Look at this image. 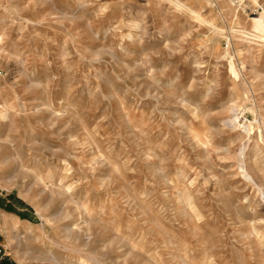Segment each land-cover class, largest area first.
Segmentation results:
<instances>
[{"label": "rangeland", "instance_id": "obj_1", "mask_svg": "<svg viewBox=\"0 0 264 264\" xmlns=\"http://www.w3.org/2000/svg\"><path fill=\"white\" fill-rule=\"evenodd\" d=\"M229 1L0 0L2 264H264V0Z\"/></svg>", "mask_w": 264, "mask_h": 264}, {"label": "bare ground", "instance_id": "obj_2", "mask_svg": "<svg viewBox=\"0 0 264 264\" xmlns=\"http://www.w3.org/2000/svg\"><path fill=\"white\" fill-rule=\"evenodd\" d=\"M232 1L233 2H237V3H242V2L244 3L247 0H230L229 2H232ZM249 2L253 6H258V7H260V9H262L258 0H249ZM177 5H179V3ZM250 20H251V26H252V29H253V32H254V34H251V35L254 36V37H258V38H260V39H262L264 41V11L262 10L260 13L257 14V16L250 18ZM239 33L245 38L250 36V33H248L246 30H241V31H239ZM2 38H3V34L0 33V41L2 40ZM229 69H230L231 74L233 76L237 77V72L233 68L231 63H229ZM0 116H1V113H0ZM229 122L233 126H236V127L241 126L243 128L244 132H246V133L248 132V128H247V125L245 123V120H242V116L239 115L238 112L234 113V117L230 118ZM254 156H255L256 159H260V160L262 159V162H263L262 164L264 165V157H261V151L258 152L257 154H255ZM246 161H247L246 148H245V146H243V147L240 148L239 153H238L239 171H240L241 175L244 178H246L247 180L250 181V180H253V177L251 175V172L248 170ZM261 194L263 195V199L262 200H264V192L262 190H261ZM184 199H185V202H186L187 206L191 209V211L194 213V215L198 216L199 213L197 212V210H196V208L194 206L192 197H191V195L188 192H186L184 194ZM79 207L83 211L86 212V208L84 207V205L80 204ZM13 217L12 218L14 220L13 221L14 225L18 224L19 219L17 217H15V216H13ZM46 222H50V220L47 219ZM25 227L27 229H31V228H29L30 227L29 225H25ZM253 230L256 233V238H257L258 243L260 245H262L263 248H264V233H262L261 232L262 230H260L259 228L257 229V227H255V226H253ZM73 233L76 234V231H74V232L72 231L71 234L68 235V237H70ZM19 258H21V257L19 256ZM43 259L44 260H51L52 262H54V264H59V259L56 258L53 255H50L49 257H46V258H43ZM90 259H92L91 256H90ZM82 261H84V259H81V262Z\"/></svg>", "mask_w": 264, "mask_h": 264}, {"label": "built area", "instance_id": "obj_3", "mask_svg": "<svg viewBox=\"0 0 264 264\" xmlns=\"http://www.w3.org/2000/svg\"><path fill=\"white\" fill-rule=\"evenodd\" d=\"M2 256H3V252H2V250L0 248V264H2Z\"/></svg>", "mask_w": 264, "mask_h": 264}]
</instances>
